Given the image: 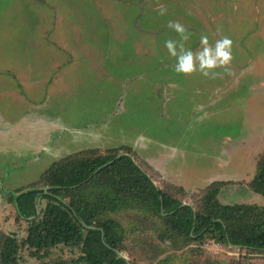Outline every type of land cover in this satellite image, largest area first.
Returning a JSON list of instances; mask_svg holds the SVG:
<instances>
[{
  "label": "rangeland",
  "instance_id": "obj_1",
  "mask_svg": "<svg viewBox=\"0 0 264 264\" xmlns=\"http://www.w3.org/2000/svg\"><path fill=\"white\" fill-rule=\"evenodd\" d=\"M202 36L211 48L229 38L230 61L174 71L165 41L195 54ZM91 149H130L182 202L222 180L221 202L264 204L249 187L264 157V0H0V229L24 237L11 193ZM113 216L129 264H264V253L213 240L160 242L140 210ZM23 254V264L41 263ZM73 255L59 245L44 263Z\"/></svg>",
  "mask_w": 264,
  "mask_h": 264
},
{
  "label": "trees",
  "instance_id": "obj_2",
  "mask_svg": "<svg viewBox=\"0 0 264 264\" xmlns=\"http://www.w3.org/2000/svg\"><path fill=\"white\" fill-rule=\"evenodd\" d=\"M249 182L252 192L264 196V157ZM223 183L209 182L194 205H182L181 199L154 183L130 149L66 155L32 185L9 196L15 221L26 220L28 227L21 238L0 229V264L25 263L23 251L45 264L59 245L71 248L74 255L52 264H128L121 255L125 229L113 216L127 209L146 215V228L156 240L180 243L181 249L207 239L247 254L264 253V204L221 202ZM204 264L223 263L210 258Z\"/></svg>",
  "mask_w": 264,
  "mask_h": 264
},
{
  "label": "clouds",
  "instance_id": "obj_3",
  "mask_svg": "<svg viewBox=\"0 0 264 264\" xmlns=\"http://www.w3.org/2000/svg\"><path fill=\"white\" fill-rule=\"evenodd\" d=\"M164 9H161V14L164 13ZM169 27L173 28L177 33L182 34L181 40H186L187 36L183 35L185 33L184 27L180 23L169 22ZM201 43L205 46L203 49L197 53H193L190 50L184 48L183 43L179 45L180 52L177 53L175 44L173 40H166L165 46L168 49L170 55L176 56L177 64L174 71L178 73H189L194 70V59L198 62V67L200 69L213 68L218 65H225L231 59V43L232 41L224 37L221 40H218L214 48H211L207 45V37H201ZM204 75H207V72H204Z\"/></svg>",
  "mask_w": 264,
  "mask_h": 264
},
{
  "label": "water",
  "instance_id": "obj_4",
  "mask_svg": "<svg viewBox=\"0 0 264 264\" xmlns=\"http://www.w3.org/2000/svg\"><path fill=\"white\" fill-rule=\"evenodd\" d=\"M45 188H47V186L45 187ZM184 204H188L187 202H182V205H184ZM122 255V254H121ZM127 261H128V258L127 257H125L124 255H122ZM129 264V263H128Z\"/></svg>",
  "mask_w": 264,
  "mask_h": 264
}]
</instances>
